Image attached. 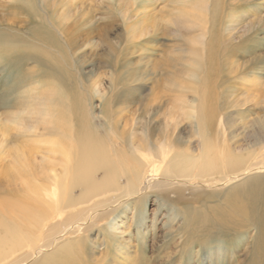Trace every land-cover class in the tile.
<instances>
[{
    "label": "rangeland",
    "instance_id": "obj_1",
    "mask_svg": "<svg viewBox=\"0 0 264 264\" xmlns=\"http://www.w3.org/2000/svg\"><path fill=\"white\" fill-rule=\"evenodd\" d=\"M198 5L201 18L191 14ZM205 82L216 102L206 138L238 155L250 141L259 147L264 0H0V196L17 188L6 173L8 153L24 150L42 164L51 162L50 141L76 144L68 136L75 125L67 135L45 127V101L56 117L57 95H79L108 146L122 148L131 133L139 141L148 125L152 140L166 128L181 148L196 151L190 113ZM255 174L222 186L175 184L160 189L161 197L149 192L142 227L131 207L114 236L96 227L68 231L43 264H80L78 246L82 264H254L253 218L263 210L248 209L245 193Z\"/></svg>",
    "mask_w": 264,
    "mask_h": 264
},
{
    "label": "bare ground",
    "instance_id": "obj_2",
    "mask_svg": "<svg viewBox=\"0 0 264 264\" xmlns=\"http://www.w3.org/2000/svg\"><path fill=\"white\" fill-rule=\"evenodd\" d=\"M193 10L192 15L202 17L203 7L198 5ZM198 60L201 63L202 58ZM209 60L205 58L207 69ZM53 75L62 81L61 70H54ZM50 90L54 97L56 89ZM57 100L56 117L49 102L42 105L45 127L67 135L75 125L68 136L73 135L76 144L50 141L44 148L52 155L51 162L43 159L42 164L30 161L24 150L7 154L6 173L17 188L14 194L0 196V264H43V255L68 231L96 227L114 236L119 215L131 207L139 213L137 225L142 227L149 192L161 197L160 189L175 184L222 186L249 171L256 176L246 179L248 209L256 212L261 206L263 210L253 218L257 228L254 264H264V174L258 175L264 171V142H256L259 147L254 148L250 141V150L238 155L206 138L216 103L207 82L198 92L197 103L191 106L190 116L195 115L200 138L196 151L189 145L181 148L183 142L166 128L152 140L148 125L142 128L139 141L131 133V137L124 138L122 148L108 146L92 129L79 95H57ZM98 171H102L100 177L96 176ZM76 188L78 192L74 193ZM121 204L123 207L116 209ZM78 248L76 260L82 264Z\"/></svg>",
    "mask_w": 264,
    "mask_h": 264
}]
</instances>
